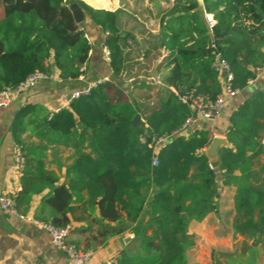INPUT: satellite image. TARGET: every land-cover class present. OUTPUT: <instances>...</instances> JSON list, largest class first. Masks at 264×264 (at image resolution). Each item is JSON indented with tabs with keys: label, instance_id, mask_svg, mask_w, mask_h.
Instances as JSON below:
<instances>
[{
	"label": "trees",
	"instance_id": "obj_1",
	"mask_svg": "<svg viewBox=\"0 0 264 264\" xmlns=\"http://www.w3.org/2000/svg\"><path fill=\"white\" fill-rule=\"evenodd\" d=\"M69 1L0 0V91L17 87L34 72L48 74L50 59L62 80H75L84 73L81 64L88 59L90 43L74 20ZM74 1L84 10L85 20L105 34L112 78L71 100L68 108L54 113L46 125L65 137L76 131L90 142L95 156L79 154L67 169L71 178L68 187L56 184V177L44 169L40 149L31 151L23 146L19 132L27 108H22L11 123L13 138L25 158L21 190L14 195L15 208L25 214L21 208L28 207L32 195L48 187L44 200L52 213L37 219L65 226L70 222L67 213L73 210L72 195L85 190L88 204L98 210V220L134 223L132 231L140 238L141 252L131 258L126 255L119 263L129 259L141 264H184L188 222L216 211L219 185L217 171L200 153L210 141L209 132L173 134L192 110L167 87L214 101L222 90L221 76L213 68L219 54L230 65L232 87L243 89L264 67V0H203L204 11L216 20L212 27L205 23L196 0L178 1L162 14L159 32L145 40L143 47L133 33L121 35V10L95 9ZM128 39L135 42L137 57L128 50ZM160 49L168 54L149 75L145 68L132 74L134 64H145L137 62L139 56L148 58ZM161 68L167 86L156 102L143 104L127 96L129 87L151 86L145 81L125 85L126 79L153 76ZM257 103L260 101L246 100L232 112L226 134L229 146L219 149L213 165L223 171V184L236 188L239 216L234 218L233 230L253 235L264 233V162L259 157L263 145L259 131L264 130V122H257L264 104L260 107ZM137 112L140 120L134 124ZM163 135L171 138L159 149L154 166L150 143ZM192 166L196 172L189 176Z\"/></svg>",
	"mask_w": 264,
	"mask_h": 264
},
{
	"label": "crops",
	"instance_id": "obj_2",
	"mask_svg": "<svg viewBox=\"0 0 264 264\" xmlns=\"http://www.w3.org/2000/svg\"><path fill=\"white\" fill-rule=\"evenodd\" d=\"M81 1L95 9L121 10V35L124 32L133 33L138 43L141 44L137 33L124 27L127 20L125 17L135 16V9L143 11L145 9L144 12L153 15H155L157 10L160 12L161 18L162 14L175 5L176 2L184 0ZM196 2L202 11L205 23L208 25L206 14L211 16L215 23L216 20L212 14L204 11L203 0H196ZM164 9L165 11H163ZM160 18L159 22L152 24L150 28L154 35L159 32ZM145 25L150 27L148 24ZM80 28L84 29L85 36L90 43L88 59L81 66L84 69V73L75 80H62L59 77V71L52 65V59H50L51 68L46 78L39 79L30 88L14 94L10 104L0 108V195L2 193H13L16 195L21 190V177L16 175L14 169V155L17 151L20 152L21 146H18L13 138L11 123L15 114L22 108H27L23 118L25 123L19 132L23 146L31 151L40 149V158L43 160L44 169L56 177V184H64L68 187L71 178L67 175V169L74 163L79 154L87 153L95 156L90 142L87 139L82 140L76 131L65 137L51 132L46 125L47 120L54 113L60 109L68 108L70 96L73 92L84 89L92 81L100 83L112 78L108 58L104 53V47H106L104 32L88 20H85L84 26ZM134 28H137L138 32L142 33L141 26H138V24L134 25ZM129 40L135 45L132 39H128V43ZM133 57H137L136 53ZM140 57L142 56L138 57V63L142 61ZM161 70L155 75L153 73V76H145L153 79L152 81H145L150 84V88L137 87L133 89L129 87L128 92L131 97L136 98L135 93H137L136 95L141 94V89L150 90L156 87L160 88L159 95H162V88L167 85L162 82ZM124 75L125 70L122 73V77ZM133 78L135 77L126 79L125 85L130 84V80ZM167 88L173 92L175 91L172 86ZM136 89L138 91H135ZM137 100L143 104H149L144 102V99ZM246 100L260 101V103H257V106L260 105V107L262 102L264 104V71H258L253 79L248 80L247 85L243 89H238L237 94L228 101L223 112L218 117L205 119L196 116L188 127L185 133L186 136L199 130H207L209 132L210 141L200 152L204 155L214 137L224 139L223 145L217 150L216 159L214 161L208 160L212 165L215 166L214 163L217 161L219 149L223 146H229L226 134L232 112ZM259 114L257 122H264V112L261 110ZM259 132L262 135L260 142L263 144L259 157L264 162V130ZM195 172L196 169L192 166L189 170V176ZM222 172V170H217L216 172L218 175L216 182L219 185V191L215 198L216 211L208 212L200 221L192 219L188 222L186 236L189 243L184 251V264H215L211 255L213 253L218 254V252L222 254L232 253L233 256L236 254L242 255L243 253H235L239 250L230 242L232 235L239 239L248 237L250 239V252L254 250L264 254V233L259 235L251 233L241 234L236 231L234 233L232 227L228 230V228L222 226V224L227 223L228 212L231 213V210H233V217L236 213L234 202L236 188L230 184H223L224 174ZM262 174L264 176V172ZM259 185L261 186V184ZM262 189H264V184ZM49 191L50 188L47 187L41 193L32 195L28 207H22L21 211L32 215L36 219L44 214L50 216L52 212L44 200V196ZM87 200L88 195L85 190L75 192L72 195L71 202L73 210L71 213H67L70 219L68 223L70 226L68 241L75 244L80 250L91 251L85 264H103L110 257H118L120 262V259L126 255L131 258L139 251L141 252L140 238H136L132 231L134 223H130L127 220L120 224L106 220L100 221L97 217V208L92 209ZM125 217L123 213V218ZM233 217H229L231 224L234 221ZM150 233V230L147 231V234ZM0 264H69V261L67 254L52 243L49 234L45 230L34 226L29 221L20 219L16 215L5 214L0 209ZM122 264L141 263L131 262L128 259L127 262L125 261Z\"/></svg>",
	"mask_w": 264,
	"mask_h": 264
},
{
	"label": "built area",
	"instance_id": "obj_3",
	"mask_svg": "<svg viewBox=\"0 0 264 264\" xmlns=\"http://www.w3.org/2000/svg\"><path fill=\"white\" fill-rule=\"evenodd\" d=\"M208 26L212 27L214 25V20L211 16L207 15ZM104 53L108 58L109 52L106 47H104ZM214 70L221 76L222 90L214 101L205 100L202 96L196 95L191 96L187 94H179L176 90L174 91L178 98L182 101H186L191 106L192 114L189 115L181 125V127L175 131V135H186L188 127L193 122L194 117L200 116L205 119H211L218 117L226 107L228 101L232 99L238 92L237 89L232 87L233 73L231 71L229 63L219 54L216 55V59L213 63ZM259 72L264 71V67L258 69ZM223 73V75H222ZM48 74L42 72H34L30 74L24 81H22L17 87H5L0 91V108L6 107L10 104L14 94L19 93L33 86L39 79L46 78ZM97 82L92 81L88 85L79 91H75L70 96V101L89 93L91 88L96 86ZM171 135L158 136L152 139L150 146L153 150L152 165H157V153L159 149L169 142ZM25 164L24 156L17 151L14 155V169L18 177L23 174V168ZM209 167L212 170L214 166L210 163ZM217 171V170H216ZM0 209L8 215H16L20 219L31 222L34 226L45 230L52 243L64 251L68 256L69 264H85L91 251L90 250H80L76 248L71 242L68 241L70 226H54L49 223H44L34 218L29 214H21L15 208L14 194L13 193H2L0 195ZM103 264H120L118 257H110L104 261Z\"/></svg>",
	"mask_w": 264,
	"mask_h": 264
},
{
	"label": "rangeland",
	"instance_id": "obj_4",
	"mask_svg": "<svg viewBox=\"0 0 264 264\" xmlns=\"http://www.w3.org/2000/svg\"><path fill=\"white\" fill-rule=\"evenodd\" d=\"M160 10V7H159ZM134 11H136V15L135 16H126L125 18L126 20V24H125V28L132 30V32H136L138 37L140 38L141 41V47H143L145 45V40H150V38H152V36H154V33L151 32L150 28L152 26V24H156L159 22V18H160V12H158L156 10L155 15L150 14L148 12H144L143 10H137L135 9ZM165 11V9L163 10ZM138 12V13H137ZM139 19V20H138ZM138 24V26H141L142 29V33L138 32L137 28H134V25ZM145 24L150 25V27H146ZM131 47L128 49L132 56L135 55V45H133L134 43L129 40L128 43ZM168 54V51L165 49H160L154 53H151L148 58H143L140 57V60L145 61L144 66H140V65H135L133 67V72L132 74H136V73H140L141 70L143 68L146 69L147 74H150V70L157 64V63H161L163 62V60L166 58ZM162 69V68H161ZM159 86V85H158ZM160 88L156 87L154 89H141L140 91L142 92L139 95H136L137 93H135V96L137 99H144V102H147L149 104H153L154 102H156V98L160 93ZM135 91H138V89H136ZM126 94H128L127 96L130 97V94L128 92H126ZM132 98V97H131ZM258 183V182H257ZM234 202H235V197H234ZM235 212V211H234ZM228 218H227V223L222 224L223 227L231 228L232 224L229 222L230 220V216L233 217V210H231V213L228 212ZM237 213V210H236ZM234 214V218H236L237 216H239V214ZM255 218L257 217V214H255L254 216ZM235 233V231H233ZM249 241L250 239L248 237H244L239 239L238 237H236L235 235L231 236V240L230 242L233 244V246L239 250L236 251L235 253H243L242 255L240 254H236L235 256L231 254H222V253H213L211 255L212 259L214 260L215 264H264V254L259 252V251H252L250 252L249 250Z\"/></svg>",
	"mask_w": 264,
	"mask_h": 264
},
{
	"label": "water",
	"instance_id": "obj_5",
	"mask_svg": "<svg viewBox=\"0 0 264 264\" xmlns=\"http://www.w3.org/2000/svg\"><path fill=\"white\" fill-rule=\"evenodd\" d=\"M69 9L71 10V13L73 15L74 20L76 23L80 26H84V21H85V13L84 10L74 1L70 0L68 3ZM83 65V64H81ZM223 75V73H222ZM152 78H147L145 76H138L130 80V84H135L139 83L140 81H152ZM140 120V114L137 112L135 116L133 117V123L136 124ZM90 131V129H88ZM224 139L214 137L209 144L208 148L205 151V156L207 157L208 160L214 161L217 156V150L218 148L223 145Z\"/></svg>",
	"mask_w": 264,
	"mask_h": 264
}]
</instances>
